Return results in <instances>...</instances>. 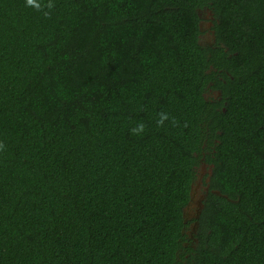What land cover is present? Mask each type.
Returning a JSON list of instances; mask_svg holds the SVG:
<instances>
[{"label":"trees","instance_id":"trees-1","mask_svg":"<svg viewBox=\"0 0 264 264\" xmlns=\"http://www.w3.org/2000/svg\"><path fill=\"white\" fill-rule=\"evenodd\" d=\"M52 2L0 0V264H264V0Z\"/></svg>","mask_w":264,"mask_h":264},{"label":"flooded vegetation","instance_id":"flooded-vegetation-1","mask_svg":"<svg viewBox=\"0 0 264 264\" xmlns=\"http://www.w3.org/2000/svg\"><path fill=\"white\" fill-rule=\"evenodd\" d=\"M205 20H206V22H205L206 28L204 29V31H205V34H207L210 38L211 36L209 35V33L212 32V30H211V28H212V17L210 16L209 18H207ZM209 42H210V39H209ZM209 96L210 95H208L207 97H209ZM211 169H212V166L210 164L202 162L200 164L199 169L197 170L198 174H197V178L195 181H196L197 190L199 192L198 199L201 198L200 203L202 204V208L199 211V216H198L197 220L194 219L195 218L194 216L196 215V211H195V213L192 215V217L188 218V221L186 222L187 226H186L185 231L184 230L183 231L188 236V239L193 240V234H195L197 232V229H198V224H199L198 220L200 218V215H201V212L203 209V201L205 200V197L209 191V178L211 175ZM195 222H197V226H196ZM187 229H189V230H187ZM184 245H186V243Z\"/></svg>","mask_w":264,"mask_h":264},{"label":"clouds","instance_id":"clouds-1","mask_svg":"<svg viewBox=\"0 0 264 264\" xmlns=\"http://www.w3.org/2000/svg\"><path fill=\"white\" fill-rule=\"evenodd\" d=\"M26 5L36 7L37 9L41 7L40 4L36 3V0H26ZM44 7L51 10L52 8L55 7V5L52 2V0H47V3L44 4ZM44 14L47 16L49 13L45 12ZM170 120L173 126H175L177 122L174 120V118H170L169 114L166 112H160L157 114L156 125L157 127H163L165 125V122ZM144 130H145V124L143 123V121L137 122L133 127L129 129L132 135H137V136L142 135L144 133ZM4 148L5 145L2 142H0V151L4 150Z\"/></svg>","mask_w":264,"mask_h":264},{"label":"water","instance_id":"water-1","mask_svg":"<svg viewBox=\"0 0 264 264\" xmlns=\"http://www.w3.org/2000/svg\"><path fill=\"white\" fill-rule=\"evenodd\" d=\"M194 187H196V190H197V186H194L193 184L191 185V190H190V198H189V202H188V204H187V206H185V208L183 209V219H184V223H186L187 222V220L188 219H186V218H189L188 216H187V211L189 210V208H190V206H191V201L193 200V192H194ZM212 192H214V191H212ZM216 194H218L217 192H216ZM200 200H201V198L200 199H196V203H195V210H194V213H195V211H196V215L194 216L195 218V220H197L198 219V216H199V211H200V209L202 208V204L200 203ZM200 204V205H199ZM192 217V216H191ZM196 223V226H197V222H195Z\"/></svg>","mask_w":264,"mask_h":264},{"label":"rangeland","instance_id":"rangeland-1","mask_svg":"<svg viewBox=\"0 0 264 264\" xmlns=\"http://www.w3.org/2000/svg\"><path fill=\"white\" fill-rule=\"evenodd\" d=\"M201 28L203 29V35L201 36V41L200 42L201 43L208 42L209 41V36L204 33V29L206 28L205 23H201ZM208 95H210V94H208ZM213 96H214V94H213ZM193 185L196 186V181L193 183ZM194 188L195 189H194V192H193V200L191 201V206H190L189 210L187 211V216L189 218L194 214V210H195L194 206H195V203H196V199L198 198V195H199V192H198V190H196V187H194ZM186 219H188V218H186ZM187 230H189V229H187Z\"/></svg>","mask_w":264,"mask_h":264}]
</instances>
